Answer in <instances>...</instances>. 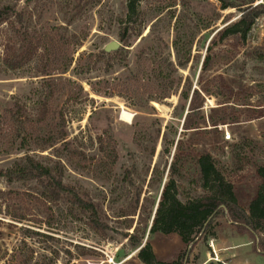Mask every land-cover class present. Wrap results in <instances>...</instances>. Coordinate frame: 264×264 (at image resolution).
Returning <instances> with one entry per match:
<instances>
[{
    "label": "rangeland",
    "instance_id": "1",
    "mask_svg": "<svg viewBox=\"0 0 264 264\" xmlns=\"http://www.w3.org/2000/svg\"><path fill=\"white\" fill-rule=\"evenodd\" d=\"M128 1L0 0V169L26 154L45 164L60 160L64 183L88 193L100 207L101 220L112 228L106 234L96 233L88 216L75 212L67 199L48 203L47 208L35 200L22 201L10 193L39 196L37 184H8L0 178V264H142L121 235L129 230L118 216L135 187L143 188V196L149 190L150 198L159 199L170 180L169 166L179 153L177 145L182 149L181 174L176 177L182 202L207 194L197 163L204 152L215 158L243 208L248 210L256 197L261 182L256 167L264 165V16L256 20L245 42L237 37L222 40L218 31L241 13L221 10L217 0H142L132 22L126 21ZM263 2L254 0V5ZM121 28H130L129 33L142 28V35L130 38L126 45L119 38ZM15 31L28 32L31 38L50 33L65 45L47 55L39 49L26 65L13 71L3 59L8 46L18 40ZM177 37L182 43L193 38L191 60L185 68L176 65L173 42ZM112 43L118 44L117 49L107 51ZM150 47L157 48L158 60L174 64L175 86L180 81L178 90L160 102L151 100L162 92L154 82L158 69L153 62L137 59L141 50L149 52ZM207 58L209 68L203 71ZM187 78L191 89L185 102L179 92ZM50 80L54 98L44 109L41 103L51 90ZM18 108L27 123L29 143L21 147L18 141L10 149L9 110ZM123 111L133 115L130 123L121 121ZM222 117L227 124L215 130L211 119ZM62 120L65 140L42 149L48 126ZM158 130L151 157L139 144L149 146L150 152ZM163 136L170 153L165 151ZM55 150L60 157L54 155ZM114 150L117 160L109 174L99 169V162L108 161ZM155 165L163 180L148 189ZM125 170L132 173L126 183L122 182ZM18 214L26 218L20 220ZM144 241L165 262L188 249L177 234L146 235ZM253 247L247 233L238 232L220 217L208 237L190 248L189 261L264 264V256Z\"/></svg>",
    "mask_w": 264,
    "mask_h": 264
},
{
    "label": "trees",
    "instance_id": "2",
    "mask_svg": "<svg viewBox=\"0 0 264 264\" xmlns=\"http://www.w3.org/2000/svg\"><path fill=\"white\" fill-rule=\"evenodd\" d=\"M141 1L142 0L128 1L126 21L132 22L133 17L138 12V5ZM217 1L220 3L221 10L237 9L241 13L238 20L226 24L218 31L221 39L225 40L231 37H237L242 42H245L256 20L264 16V2L254 5V0ZM129 29L130 28H121L119 32L120 40L126 45L130 43V38L140 37L142 35V28H132L130 33ZM54 36L53 34L47 33L37 38H31L28 32L15 31V37L18 40L8 46L6 55L3 59L4 65L8 69L16 71L26 65L39 49H42L43 53L47 55L49 52L53 53L57 47H63L65 44H60V39H56ZM192 43V37L185 43H182L181 37H177L173 42V49L177 58L176 65L179 68H185L190 63ZM146 55L152 56L146 59ZM158 57L157 48L150 47L149 52L141 50L137 59L138 61H143L144 59L153 62L155 65L154 69H158L159 76L155 75L156 78H154V82L157 85H161L162 92L161 94L152 95L151 100L160 102L162 99L168 98L170 91L178 90L177 87L180 86V81H178V84L175 86L174 80H172L173 78L171 77L172 71L175 70L174 64L164 58L158 60ZM163 67L166 71H169L168 75L164 73ZM208 68L209 60L207 58L202 64V70L208 71ZM75 71L77 74L82 73L81 71ZM44 75L49 76L50 74ZM188 81L189 79L187 78L184 86L179 92V98L185 102L188 101L190 96L191 88H187L186 86V82ZM49 82L48 85L51 90L49 95L45 96L41 103L44 109L50 107L49 99L54 98L53 83L51 80ZM194 95H198L197 90H194ZM182 110H185V106H182ZM189 110L193 111L194 109ZM45 112L46 115H49V110ZM9 114L11 120L10 132L8 135L10 149H12L18 141H20L21 147H26L29 143L26 121L20 116L19 108L16 110H9ZM189 116L190 113L186 116L185 126ZM63 124L64 122L62 120V122L58 124L52 123L48 126L43 140L44 142L41 144L42 149L46 150L47 148H52L57 143L65 140L67 134L63 130ZM226 124V117L211 119V126L215 130H217L220 125ZM159 136L160 131L158 130L150 152L149 146L143 147V144H139L140 149L148 152V154L150 153L151 157L154 156L155 143ZM163 141L164 146H166L165 151L170 153L169 143H167L165 136H163ZM101 145H103V143H101ZM176 149L179 153L182 152L181 147L178 145ZM7 151H9V149ZM9 152H11V150ZM179 153L175 154V161L169 166L170 180L161 189L159 199L150 198L149 190L146 191L143 196V188L140 186L135 187V191L132 192L133 196L130 198L128 205L122 208L118 216L121 218V221H124L125 229L129 230L121 235L127 241L130 248L137 251V258L141 263L190 264V248L200 239H206L208 237L216 219L220 217H224L228 223L238 230V232L247 233L254 244V251L264 256V165L256 167L257 175L261 182L256 197L250 202L248 210H246L239 204L233 184L226 180L225 176L218 168L215 158L210 153L204 152L198 156L197 163L201 187L207 191V194L200 198L189 199L186 202H182L179 198V183L176 180V177L181 174V155ZM54 155L60 157L59 151L55 150ZM108 156V161L103 160L99 162V169L101 167L105 169L106 173L111 174L117 160L116 151L114 150L111 155ZM62 167L60 160L53 165L45 164L33 156L26 154L15 161L10 167L0 169V178L5 179L8 184L17 182H35L37 184V187H39L37 191L39 196L29 192L10 193L18 195L22 201L27 199L35 200L44 208H47L48 203H57L67 199L74 205L75 212L88 216L89 224L93 231L106 234L107 231L112 230L106 222L101 220L100 207L89 198L88 193L81 192L75 187L64 183V171ZM133 170H136V168L133 167ZM148 174L149 170L147 176ZM131 175L132 173L130 170H125L122 182H129ZM162 180L163 174L159 172L157 165H155L152 169L150 180L147 183L148 189H154V185L161 184ZM126 194L127 193H125L124 196H126ZM16 217L20 220H24L26 215L18 214ZM156 233H162L164 235L177 234L181 237L188 249L183 251L176 260L170 262L160 261L156 258L151 244L148 241H144L146 235L149 236Z\"/></svg>",
    "mask_w": 264,
    "mask_h": 264
},
{
    "label": "bare ground",
    "instance_id": "3",
    "mask_svg": "<svg viewBox=\"0 0 264 264\" xmlns=\"http://www.w3.org/2000/svg\"><path fill=\"white\" fill-rule=\"evenodd\" d=\"M124 110V109H123ZM133 119V115L127 111H123L121 114V121L130 123ZM89 264H98V263H89Z\"/></svg>",
    "mask_w": 264,
    "mask_h": 264
},
{
    "label": "water",
    "instance_id": "4",
    "mask_svg": "<svg viewBox=\"0 0 264 264\" xmlns=\"http://www.w3.org/2000/svg\"><path fill=\"white\" fill-rule=\"evenodd\" d=\"M117 47H118V44L117 43H112V44H110V45H108L107 46V51H113V50H115V49H117ZM130 233H132V232H130Z\"/></svg>",
    "mask_w": 264,
    "mask_h": 264
},
{
    "label": "built area",
    "instance_id": "5",
    "mask_svg": "<svg viewBox=\"0 0 264 264\" xmlns=\"http://www.w3.org/2000/svg\"><path fill=\"white\" fill-rule=\"evenodd\" d=\"M226 139H230V135L228 133L226 134Z\"/></svg>",
    "mask_w": 264,
    "mask_h": 264
}]
</instances>
